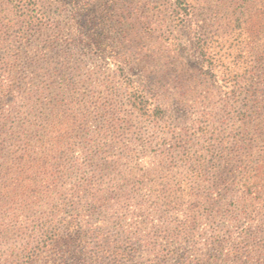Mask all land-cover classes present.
<instances>
[{"label": "rangeland", "instance_id": "obj_1", "mask_svg": "<svg viewBox=\"0 0 264 264\" xmlns=\"http://www.w3.org/2000/svg\"><path fill=\"white\" fill-rule=\"evenodd\" d=\"M68 3L44 48L0 0V224L86 180L124 229L182 226L185 264H264V0Z\"/></svg>", "mask_w": 264, "mask_h": 264}, {"label": "trees", "instance_id": "obj_2", "mask_svg": "<svg viewBox=\"0 0 264 264\" xmlns=\"http://www.w3.org/2000/svg\"><path fill=\"white\" fill-rule=\"evenodd\" d=\"M65 1L8 0L20 13L13 22L21 31L26 47L52 46L53 42L45 43L41 39L45 34L58 32L59 19L63 12L66 13ZM75 3L76 0L68 3L72 19L78 15ZM180 8L182 4L177 3L176 14ZM177 19L185 20L182 15ZM41 93L45 94L46 90L42 89ZM145 104V98L134 104L138 114H146ZM44 106L49 113L57 108L51 102ZM160 113L163 111L157 107L153 115L159 117ZM74 191V202L63 194L53 195L52 203L45 205L40 221L18 230H13L11 223L0 224V264H185L182 226L146 231V226L139 224L126 225L124 229L125 223L119 215L126 212L119 210L126 208L128 198L117 199L121 204L119 214L108 219L102 217L103 210L108 207L97 205L99 195L93 193L86 180ZM69 204L73 206L67 212ZM158 236L163 240L160 243L156 241Z\"/></svg>", "mask_w": 264, "mask_h": 264}]
</instances>
